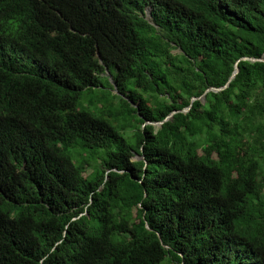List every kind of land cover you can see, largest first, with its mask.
<instances>
[{"label": "trees", "instance_id": "trees-1", "mask_svg": "<svg viewBox=\"0 0 264 264\" xmlns=\"http://www.w3.org/2000/svg\"><path fill=\"white\" fill-rule=\"evenodd\" d=\"M167 257L264 264V0H0V264Z\"/></svg>", "mask_w": 264, "mask_h": 264}, {"label": "rangeland", "instance_id": "rangeland-1", "mask_svg": "<svg viewBox=\"0 0 264 264\" xmlns=\"http://www.w3.org/2000/svg\"><path fill=\"white\" fill-rule=\"evenodd\" d=\"M109 76V75H107ZM116 93V92H114ZM109 96L108 90L104 89H94L90 92H85L80 101V108L86 109L88 111L94 112L96 110L97 104L102 101L104 97ZM117 125V124H114ZM80 154H84L81 148L71 149L70 156L72 157L75 164L79 165V161H81L82 156ZM139 156H135L134 160H140ZM162 264H174L170 257H167Z\"/></svg>", "mask_w": 264, "mask_h": 264}, {"label": "water", "instance_id": "water-1", "mask_svg": "<svg viewBox=\"0 0 264 264\" xmlns=\"http://www.w3.org/2000/svg\"><path fill=\"white\" fill-rule=\"evenodd\" d=\"M253 61H256L255 59H253ZM239 73V68L236 69V72L234 73L233 77L231 78V80ZM106 75H108L106 73ZM229 85V84H228ZM227 85V86H228ZM227 86L225 88H227ZM213 91H216V92H219L221 91L222 89H212ZM196 99H193V101H195ZM189 109H187L185 112H187ZM176 112H174L172 115H170L165 121L169 120V119H172L173 115L175 114ZM158 126H162L163 123H159L157 124Z\"/></svg>", "mask_w": 264, "mask_h": 264}, {"label": "clouds", "instance_id": "clouds-1", "mask_svg": "<svg viewBox=\"0 0 264 264\" xmlns=\"http://www.w3.org/2000/svg\"><path fill=\"white\" fill-rule=\"evenodd\" d=\"M148 15L150 16V13H149V11H148Z\"/></svg>", "mask_w": 264, "mask_h": 264}]
</instances>
